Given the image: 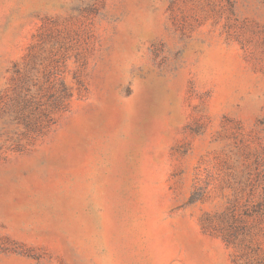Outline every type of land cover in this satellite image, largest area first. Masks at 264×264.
<instances>
[{"label": "rangeland", "instance_id": "rangeland-1", "mask_svg": "<svg viewBox=\"0 0 264 264\" xmlns=\"http://www.w3.org/2000/svg\"><path fill=\"white\" fill-rule=\"evenodd\" d=\"M0 264H264V0H0Z\"/></svg>", "mask_w": 264, "mask_h": 264}]
</instances>
